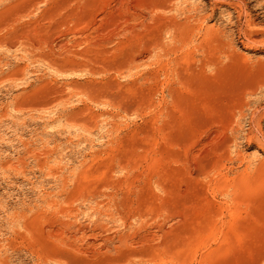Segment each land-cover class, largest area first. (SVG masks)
Wrapping results in <instances>:
<instances>
[{"label": "rangeland", "instance_id": "obj_1", "mask_svg": "<svg viewBox=\"0 0 264 264\" xmlns=\"http://www.w3.org/2000/svg\"><path fill=\"white\" fill-rule=\"evenodd\" d=\"M0 264H264V0H0Z\"/></svg>", "mask_w": 264, "mask_h": 264}]
</instances>
